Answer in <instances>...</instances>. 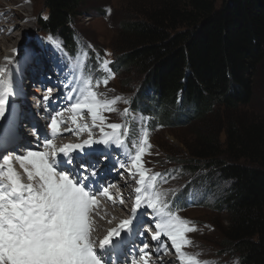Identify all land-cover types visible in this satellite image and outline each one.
I'll return each mask as SVG.
<instances>
[{
  "label": "trees",
  "instance_id": "1",
  "mask_svg": "<svg viewBox=\"0 0 264 264\" xmlns=\"http://www.w3.org/2000/svg\"><path fill=\"white\" fill-rule=\"evenodd\" d=\"M43 1L47 16H38L40 29L59 32L73 53L69 22L87 0ZM121 35L125 54L110 67L142 76L131 101L139 123L149 131L156 125L186 128L193 136L184 139L186 158L171 157L192 173L204 168L232 182L223 194L198 202L216 212L219 248L238 264H264V118L249 111L257 80L264 90V0H150L133 11ZM125 123L137 136V123ZM173 204L175 211L189 206L188 194Z\"/></svg>",
  "mask_w": 264,
  "mask_h": 264
},
{
  "label": "snow or ice",
  "instance_id": "2",
  "mask_svg": "<svg viewBox=\"0 0 264 264\" xmlns=\"http://www.w3.org/2000/svg\"><path fill=\"white\" fill-rule=\"evenodd\" d=\"M47 39L60 47L51 35ZM35 55L28 52L25 62H31ZM86 55L78 54L76 67L70 69L71 79L65 77L68 80L64 85L68 89L66 98L74 101L70 107L74 113L72 123L76 128L62 129L60 126L65 121L58 118L67 109L52 114L45 108L50 121L47 131L41 128L37 132L34 129L38 139L43 137L45 150H29L24 155L15 156L27 175V182L13 167L12 156L0 153V264H112L110 253L122 251L129 237L144 235L140 228L145 223V216L156 229L153 232L148 227L145 231L157 243V253L167 251L166 238L181 264H209L208 261H200L198 254L183 250L192 244L187 234L197 229L172 210L174 205L168 199L169 191L159 187L163 175L145 167L143 156L146 152L151 154L149 150L152 147L147 128L142 127L138 137L130 140L128 123H107L103 115L105 111L117 112L115 105L118 102L130 103L122 96L107 99L104 93L94 90L101 83L107 86L114 78L115 73L109 67L111 61L102 60L99 68L106 75L93 83V76H85L83 71L85 61L81 57ZM5 59L12 67L0 66V116L9 99L19 92V81L16 79L19 63L7 57ZM51 91L47 89L42 98L46 104L51 99ZM84 109L90 114L91 125L77 123V116L82 115ZM119 114L129 116L130 108L125 107ZM93 129H98L99 138H93ZM85 131L88 138L80 143L63 146L54 143L53 138L65 132H74L79 136ZM94 145H103L104 149ZM114 148L121 151L122 158L117 160L119 168L124 169L129 177L135 179L138 175L139 179L135 180L136 187L132 190L134 203L131 216L121 220L116 228L109 229L97 241L93 238V215L100 204L98 196L106 197L115 204L116 198L109 189L116 185H101L97 179L100 170L96 157L107 159ZM120 175L123 176L124 172ZM119 203L124 204L122 193ZM148 249L149 243L144 241L142 250H133L143 264H149L147 258L151 253ZM133 264L137 261L134 260Z\"/></svg>",
  "mask_w": 264,
  "mask_h": 264
},
{
  "label": "rangeland",
  "instance_id": "3",
  "mask_svg": "<svg viewBox=\"0 0 264 264\" xmlns=\"http://www.w3.org/2000/svg\"><path fill=\"white\" fill-rule=\"evenodd\" d=\"M149 1L150 0H87L85 4L86 7L81 12V15L76 16L73 22H69V26L75 30L74 41L77 43L75 51L69 53L65 47L64 40H62L58 34L59 32L53 34L56 36L55 41L60 45V47H57L56 44L48 41L47 35L49 32L40 29L38 25V16L40 14L47 16L43 0H0L1 31L10 28L11 30L6 36L10 37L14 35L11 42L8 41L5 43V35L0 33V64L1 66L3 64L6 65L8 61L5 58L7 57L8 60H11L9 57L13 56L18 49L22 48L19 53V58L25 51L36 49L37 45L34 41L37 39V44H41L40 50H46L48 56L52 59V71H55V74H58L63 82L68 81L65 77L71 78V76H69L70 69L76 67L75 58L78 54L82 53L87 54L86 57H81V59L85 61V66L83 67L85 76L91 74L102 80L106 75V73L99 68L102 60L107 59L112 63L115 59L125 54L119 50V44L124 40V36L121 35L122 25L126 22L133 21V11L136 10V8H141L142 5H148ZM7 16L9 18L8 20L6 18ZM8 21H10L11 24H9ZM4 24L6 25L3 26ZM40 50H38V54L41 53ZM69 51H72L71 47H69ZM97 57H99V59ZM23 62H25V58ZM5 67L10 69V66ZM27 68H31V66L28 65ZM19 77L20 72L19 75L17 74L16 79L21 84L25 83L24 74L23 77ZM142 80V76L138 74L135 69L119 67L118 72L115 73L114 78L109 80L107 86L101 83L98 88H95L99 93H104L107 99H112L115 96H122L130 102L129 104H124L122 101L118 102L117 105H115L117 112L105 111L103 115L107 118V123H125L126 119L133 121V117H135L134 122L137 123L135 126L137 137L142 129V125L139 123L141 121V116L139 115V111L132 110L131 101L136 97ZM34 86V84L29 86V90L24 94V99L28 100L32 108H34L32 103L33 100H29V97H31L32 94H37L36 91L33 90ZM19 92L23 94V91L19 90ZM19 92L16 96L12 97V100L10 99L8 101L3 115L0 116V137L2 135V128L9 122V118L14 114L15 107H13V105L22 102L21 98L23 95ZM180 104V108H182L184 106L183 101H181ZM125 107L130 108V115L122 117L119 113ZM186 109L190 111L188 107H186ZM249 111L259 114L264 118V90L260 80H257L255 99ZM85 116L89 117L90 115ZM185 129L186 128L183 127L170 128L161 125H156L154 128L150 127V131L147 129L149 133V143L152 147L149 150L151 154L146 152L143 156L145 167L151 169L153 173L159 172L163 175V180L167 182L164 183L163 180H161L159 187L169 191L168 199L172 204L177 200L178 205L183 203L185 194H188L189 200L194 202L193 205L190 202L189 206H181L182 210L177 211L182 218L190 221L192 226L197 229L194 231L195 233H193L194 235L192 237H188L192 241L188 253L198 254V259L200 261H208L209 264H238V259L223 253V250L219 248L222 240L218 239L217 236L220 230H215V227L212 225L213 223L215 224L216 221L214 219L216 212L208 208L210 203L198 207L199 200H202L204 197L215 198L217 196L216 194H223L232 182L222 178L220 173L212 174L209 170L204 168L198 172L192 173L184 168L181 161L171 157L170 153L173 152L180 153V156L185 155L186 158L188 148L184 143V139L192 142L193 136L186 133ZM171 196L173 197L171 198ZM108 208L111 212H117L109 204ZM104 213L108 215L107 211H104ZM127 213V211L123 210V214H116L117 216L114 215L116 217L113 216L112 219L119 220L120 217L125 218ZM110 221L111 220H109V222ZM107 223L108 221L105 222L106 227H108L109 224ZM168 242L170 243V241ZM171 252L175 253L170 243V250L168 253Z\"/></svg>",
  "mask_w": 264,
  "mask_h": 264
},
{
  "label": "bare ground",
  "instance_id": "4",
  "mask_svg": "<svg viewBox=\"0 0 264 264\" xmlns=\"http://www.w3.org/2000/svg\"><path fill=\"white\" fill-rule=\"evenodd\" d=\"M10 30L11 29L8 28V29H5L4 31H1V28H0V33H3L5 35L4 36V38L6 40L5 43L8 42V41L11 42L12 41L11 39L14 37V35H11L10 37H7L6 36V35H8V32ZM44 63H46V61ZM0 66H1V64H0ZM33 67H34V65H33ZM43 68L44 67H42V69ZM49 71H50V68L47 69L46 75L49 73ZM19 72H20V77L19 78L23 77V74L21 73L20 69H19ZM19 72H18V75H19ZM31 77H32V74L29 75V78L28 79H31ZM36 78H37V76L34 77V80H36ZM69 79H71V78H69ZM50 81L53 82V83H56L59 86V88H58L57 91H55L54 87H52V86L51 87L53 89L50 88L51 90H54L55 91L54 93L51 94V99L48 102L49 103L48 106H49L50 112L52 114H55L56 112L61 111V109H67V110H65V111L62 112V115H61V117H59V119H63L65 121V123H63V126L64 127L69 128L70 127V124H71V125H73V129H75L76 128V125L72 123V117H73L74 113L72 112L71 107H70L71 103L74 102V101H69L66 98L67 97L68 89H66L64 87V85L67 84L68 81L67 82H63V80L61 79V77L58 76V75H57V78L55 79V81L53 80V78H51ZM24 85H25L24 83H22V84L19 83V90L22 91V87ZM28 90H29V88H28ZM33 90L36 91L37 94H35V95L32 94V96L29 97V100H33L32 103L34 105L33 106L34 108H32L30 106V103L28 102V100H25V99H24L25 100V104L27 103L28 105H26L24 108L27 109L28 107H30L34 112H37L39 110V105H40L39 103L41 101V98H43V96H44V94L46 92H40L39 91V86H37V85L34 86ZM19 93L21 95H23L21 92H19ZM22 103L23 102H21L19 104L22 105ZM85 115H90V114H88L87 109H84L83 110L82 115L77 116V123L83 124V123L87 122L89 125H91V117L90 116L89 117L88 116L86 117ZM60 126H62V125H60ZM18 127H19V125H18ZM15 129H17V126H15ZM94 132H95V129H93V133ZM71 134L72 135H76V134H74V132H72ZM86 134H87V132L85 131V132L80 133L79 136L80 137H84ZM94 146H96V145H94ZM109 165H111V164H109ZM20 174H21V176L23 178H26L27 179V175H26V173H24L23 170H21ZM114 178H116V175L115 176H112V179H114ZM132 181H133V178H131V182ZM121 193L124 195L125 194V191L122 190ZM121 193H120V189L118 188L117 191H116V195L115 196L113 195L118 200L116 202L117 206L113 205L108 200L107 204L102 208V210H101V216L99 217V220H96L97 229L93 232V238L96 239L97 241L99 239H101L103 237V235L105 234V227H106L105 226V222L108 221V223H109V224L107 223L108 226H110V227L112 226V227L116 228L119 225V223H120L121 220L114 219V218L112 219V217L114 215H116V214H119V215L120 214H123V210L127 211V207H128V210L130 209V207L126 203V198L125 197H124V204L121 205L119 203V195ZM108 204L113 209H115L117 212H111V210L108 208ZM104 211H107V214L108 215H105ZM116 216H114V217H116ZM125 219H127V218H125ZM109 220H111V221L109 222ZM101 226H105V227H101ZM151 228H152V231L154 232L155 231V227L154 226H151ZM193 233H195V232H192V233L187 234L188 237H190V236L192 237L194 235ZM145 235H146V237L150 238V234L147 233L146 231H145ZM129 239L130 240H134V243L136 244V246L139 245L138 248H141L140 250L143 249V242L144 241H147L149 243V249H148V251L151 253V255L147 258L149 264H181V262L179 261V258L178 257L176 258V261L175 260L173 261V257L171 255V253H168L169 250H170V243L171 242L169 243L166 238H164V239H165L166 243L168 244V249H167V251H160L159 253H157V251H156V249L158 247V245H157L156 242H152V241H150L148 239L141 240V236L140 235H133V236L129 237ZM132 244H133V242H130L127 245V248L131 247ZM172 249H174V248H172ZM140 250H138V251H140ZM150 250H152V252ZM188 250H189V246H186L184 248V251H187L188 252ZM174 251H175V249H174ZM140 254H142V252ZM175 254L177 255L176 251H175ZM134 260L137 261V264H143V261L140 260L139 255L127 257L125 259V263H124V260H123V264H133V261Z\"/></svg>",
  "mask_w": 264,
  "mask_h": 264
}]
</instances>
